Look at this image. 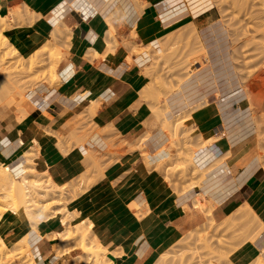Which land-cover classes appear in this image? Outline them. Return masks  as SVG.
Here are the masks:
<instances>
[{"label": "crops", "instance_id": "obj_1", "mask_svg": "<svg viewBox=\"0 0 264 264\" xmlns=\"http://www.w3.org/2000/svg\"><path fill=\"white\" fill-rule=\"evenodd\" d=\"M25 6L30 9L29 13L37 17L32 31L49 37L57 28H68L72 31V47L59 73L58 65L55 69L62 82L56 87L41 85L29 91L24 105V112H27L22 120L19 119L20 113H16L18 109L15 105L0 110V162L7 164L9 170L13 168L14 174L18 175L27 160L25 153L34 149L37 170L49 173L59 184L83 173L82 162L87 148L95 149L97 146L104 151L108 147L109 136L95 135L83 146H75L67 153L59 148V137L75 133L79 115L93 109L92 122L99 130H112L128 142H133L148 129L155 132L151 103L142 97L143 90L150 83L141 71L148 63L146 57H136L121 46L110 54L106 68L96 65L95 53L101 56L108 54L107 41L110 37H107L109 25L106 17L119 9L129 29L137 26L140 32L146 31L148 37L172 31L179 21L192 24L201 32L204 27L219 20L215 8L195 9L192 0H0V15H8L11 9ZM119 43H122L121 39ZM239 90L221 97L230 98L226 104L215 100L209 103L208 108L195 113L201 127L208 130L222 127L217 133L220 141L212 150L202 152L208 157L207 162L201 165L208 169L216 162L224 161V164L211 167L201 183L203 186L196 185L187 194L176 197V208L163 212L155 209L157 204L140 219L127 217L129 227H125V211L136 199L112 201L103 206L105 210L98 213L94 222L98 225L95 232L98 239L109 251L108 261L114 264H153L163 246L180 233L205 223L204 209L211 213L210 218L214 222L223 223L240 210L250 207L264 225V170L257 160V145L253 136L250 137L246 131L251 124L243 121L252 114L249 105L244 104L246 97L241 98L245 94L231 99L239 94ZM175 96L163 101L168 106V118L178 112L173 103ZM137 158L136 152H128L111 164L104 172L102 184L121 179L132 170ZM142 192L143 189H139L136 195L141 197ZM197 196L202 204L204 202L205 208L195 206ZM186 205L190 210L184 212L182 210ZM109 208H112L111 211L122 208L125 214H111ZM0 229L11 239L26 235L17 227L6 229L1 226ZM10 231L13 233L11 236ZM62 231L61 225L50 219L41 224L39 232L36 231L38 234H31L29 244L36 262L63 264L62 258L67 255L58 257L55 246L59 240L54 236ZM260 256L264 257V229L255 241L242 244L231 258L237 264H248Z\"/></svg>", "mask_w": 264, "mask_h": 264}, {"label": "rangeland", "instance_id": "obj_2", "mask_svg": "<svg viewBox=\"0 0 264 264\" xmlns=\"http://www.w3.org/2000/svg\"><path fill=\"white\" fill-rule=\"evenodd\" d=\"M192 3L195 9L207 10L211 7L215 8L219 19L224 21L230 31L234 61L241 76L242 85V88L238 91L239 94L231 99H236L241 94H245L241 98L246 97L244 104L249 105L252 114L243 121L251 124L246 131L249 132L250 137L253 136V140L257 145V160L264 170V92L262 91V87L264 89V0H192ZM13 9H18L16 19L12 14ZM13 9L7 15L15 26V29L13 28L12 30L17 29L23 33L24 37L30 38V30L37 17L34 13H29L30 9L26 6ZM106 21L109 25L107 37L108 39L110 37V41H107L108 54L101 56L95 53V55H99V57L93 56L97 58L96 65L102 69L106 68L110 54H113L121 46L126 47L136 57H146L148 63L141 71L149 79L150 83L143 90L142 97L151 103L155 132L152 133L148 129L133 142H128L123 136L112 130L105 132L99 130L92 122L94 111L91 108L92 110L89 113H83L77 117V129L74 134L67 137H59V148L66 153L75 146H83L95 135L109 136L108 147L104 151L97 146L95 149L87 148L82 162L85 168L83 173L64 184L55 182L49 173H40L35 168L36 151L34 149L30 150L31 154L34 151V158H32L30 166L34 167L38 175L36 174L37 178H35V175H30L29 181L35 178L37 181L40 180L38 182L45 183L46 187L47 184H50L52 191L55 193L54 196L40 200L43 197L39 195V192H35L39 199H37L38 205L36 209L40 210L43 215V223L41 224L47 223L50 219H55L60 225H65L66 231L64 234L71 238V240L65 242H62V238H60L58 239L59 244L55 246L58 257L67 255L62 258L64 259L63 264H111V261L109 262L107 259L108 249L95 233L98 225L94 220H96L99 212L105 210L104 205H109L112 201L115 202L117 200L129 202L132 198L136 199L125 211V227H129L127 217L130 219V216H133L136 219H140L141 216L148 213L157 204L158 207L156 206L157 208L155 207V209L163 212L173 207L176 208L174 206L176 197H182L193 190L196 185H200L205 178V173L212 167L211 165L206 169L207 172L202 167L201 164L204 161L206 163V158L208 157L204 156V154L202 155V152L212 150L213 146L220 141L217 133L222 130V127H218L217 130H208L201 127L198 124L195 113L198 110L208 108L209 103H214L215 100L217 103L223 104L230 100V98L227 100L226 98H219L218 94H214L215 90H210L211 92L209 91L206 101L204 97H201V102L196 103L197 105H191L185 115L178 118L172 116L169 118L170 123L165 122L168 106L166 103L163 104V101L178 92V84L181 80H186L199 73V70H195L199 65L194 63L197 61V57H199L203 47V39L200 32L192 24L186 25L187 23L179 21L178 25L175 24L172 31L157 37H148L147 32H140L137 26L129 29L125 16L119 9L107 16ZM63 31L66 37H70V40L67 42L63 39V42L65 41L66 43L61 42V45H58L62 52L61 58L65 55L57 66L58 73L61 64L68 58L72 45V31L68 28ZM34 32L31 30L32 37L30 39L35 37ZM0 35L4 39L6 38L2 31H0ZM49 37H51V34ZM120 39L122 43H119ZM140 42L141 44L138 45ZM10 44L9 47L1 46L2 49L0 51V80L3 81L0 84V98L3 99L0 102V110L12 106V103L9 102L10 98H4L7 93H9V97L14 99L15 104L19 103L24 96L25 99H23L25 101L23 102L22 100V104H17L19 106L22 105L23 109L17 108L21 115L19 119H22L24 115L21 112L25 113L24 105L27 102V93L29 91L35 90L41 85L56 87L61 81L60 78L52 81L50 75V69L55 59L54 50L50 49L44 52L41 55V60H43L41 65L29 71V57L36 54L37 50L30 49L23 42L21 44L11 42ZM16 50L24 58L19 57L20 55L17 56L15 54ZM12 55L15 57L12 58ZM202 59L204 61L206 57ZM205 63H207V59ZM18 91H21V96L18 95ZM145 139L147 140L145 141ZM128 152H136L138 154L132 170L113 183L102 184L107 167ZM33 154L31 157H33ZM27 161L28 159L23 170L18 175L14 174L13 168L10 170L16 178H19L21 173L28 167ZM190 163L195 168L199 165L203 171L205 170V175L203 172L202 174L195 172L196 169ZM222 164H224V161L219 162L218 166ZM0 165L2 169L7 166V164L2 162H0ZM187 168L190 170L187 171ZM49 178L57 186L51 184L48 181L50 180ZM2 186L4 184L0 178V200H6L8 191ZM139 189H143L141 197L136 195V191ZM187 190L189 191L186 192ZM54 208L56 212L52 211ZM250 209L253 213L250 212L248 215V217L250 216L249 222L243 219L247 215L240 216L242 219L238 216V213L242 211L240 210L223 223L214 222L210 218L211 213L204 210L207 218L205 223L190 229L186 233L185 231L180 233L167 245L163 246L157 253V259H155L153 264H237L232 260L231 255L245 242L255 241L253 237L257 236V233L263 231L262 228H264L253 209ZM111 210L112 208L108 209L111 214L114 213L116 215L118 214L117 212L121 215L125 214V212H122V208L113 209L114 212ZM189 210V206L186 205L182 211ZM0 215L2 216H0V227L2 226L6 229L17 227V230H22L26 234L23 238L13 240L7 238L0 229V236L10 250L12 249L11 251L16 247L18 248L17 243L20 244L24 238H27L29 244L31 234L37 233L36 231L39 232L41 224L38 225V229L35 231L28 232L29 227L27 229L25 226L22 213L16 216L11 211H6L3 215ZM8 220L14 222L9 224ZM61 228L64 230L62 225ZM9 234V236L13 235L12 231ZM84 238L87 239L88 246L101 247L99 248L101 253H105L100 254L102 258L99 257L98 260L93 254L83 253ZM12 247L15 248L13 249ZM74 249H76L75 252L70 254ZM10 254L9 252L7 256ZM31 256V259H29L30 264H36L33 254ZM260 257L253 259L248 264H256L257 260L260 259L264 261V257ZM3 258H5V255L0 253V264H25L27 259L6 262V259L4 260Z\"/></svg>", "mask_w": 264, "mask_h": 264}, {"label": "bare ground", "instance_id": "obj_3", "mask_svg": "<svg viewBox=\"0 0 264 264\" xmlns=\"http://www.w3.org/2000/svg\"><path fill=\"white\" fill-rule=\"evenodd\" d=\"M89 1L93 2L94 0H89ZM83 5H84V3H83ZM12 14L15 16V19H16L17 14H18V9H13ZM13 28L15 29V26L9 20V17H7V15H5V16L0 15V31H2L6 35L5 39L3 37H1V35H0V51L2 49L1 46H8L9 47L11 45L10 44L11 42L19 43V44H21L23 42L30 49H34L35 51L37 50L36 54L31 55L29 57L30 59H29L28 70L32 71L41 65V63L43 61V60H41V55L44 52L49 51L50 49L54 50L55 59H54L53 66L50 69V75H51L52 81L55 79H58L59 77L57 76L55 69H56V66L59 64L60 60L63 59V56L65 57V55H63L65 53L64 52L62 54L63 56L61 58L62 52L60 50L61 48H59L58 45H61V42H63V39L68 42L70 40V37H68V36L66 37L64 35V31L60 28H57L51 33V37L43 38L40 34L34 32L35 37L30 39V38H26V36L24 37L22 35L23 33L18 31L17 29L12 30ZM200 33H201V36L203 39V47L200 51L199 57H197V61L194 63V64L199 65V67L197 69H195V70H199V73H197L193 77L190 75L191 78L189 77L186 80H181L180 83L178 84L179 85V88L177 86L178 92L175 94L176 96L174 97V100H173L174 106L177 107L178 112H176V113L173 112L174 114L172 116H174V118H176V117L178 118L179 116L185 115V113L188 112L187 109L191 105H193V103H195L197 100H201V97H204V100L206 101V99H207L206 97H207L210 90L211 91L215 90L216 95L218 94L217 96L221 98V97H227L228 95H230V94H232V93H234L237 90L242 88L241 81H240L241 76L239 75V72L237 71L238 69L236 68V64L234 61L235 59L233 56V46H232V42H231L230 31H229L228 27L225 25L224 21L221 19L214 21L211 24H209L208 26L204 27ZM63 43H66V42L64 41ZM15 54H17V56L20 55L19 57L24 58L18 50H16ZM95 56L99 57V55H97V54ZM11 57L14 58L15 56L12 55ZM203 57H206L207 63H205L206 59L203 61V59H202ZM0 66H1V62H0ZM1 83H3L2 80H0V84ZM17 90H18V88H17ZM206 91H208V92H206ZM18 92H19L18 95L21 96L22 95L21 91H18ZM223 94H225V95L223 96ZM168 96H170V95H168ZM7 97L10 98L9 102L12 103L11 105H14L15 101L13 98L9 97V93H7L4 98H7ZM23 98H24V96H23ZM23 98H21V101L19 100L20 104H22L25 101L24 100L25 98L24 99ZM2 100L3 99L0 98V102ZM22 100H23V102H22ZM19 103H17V104H19ZM17 104H15V105L19 106ZM11 105H9V106H11ZM21 106L22 105H20L17 108H22ZM17 112L18 111H16V113ZM25 112H27V111H25ZM21 113H22V115L25 114L23 112H21ZM165 122L170 123V119L167 116L165 117ZM167 130H169V129H167ZM238 135H240V134H238ZM146 140L147 139H145V141ZM205 146H207V145H205ZM64 151H66V150H64ZM33 153H34V151H33ZM32 154L30 153V151L25 153V156L28 159V161H27L28 167L25 169V171H23L21 173V176L19 178H16L11 173L8 165L5 166L3 169L0 168L1 169L0 170V178L3 180L4 186H6V187H4V186H2V187L8 191V194L6 195V198H5L6 200H0V205H1L0 214L3 215L4 212L11 211V213L13 215L19 216L20 213H22L24 216L23 221L25 223V226L27 227V229L29 227V229H28L29 233L31 231H35L36 229H38V225L43 223V220H42L43 215L41 214L40 210L36 209L37 205H38L37 202L39 199L37 198L35 192H39V195H41L43 197L40 200L55 195V193L52 191V188H51L52 186H50V184H47V187H46L45 183H43V182L40 183V182H38L40 180L37 181L35 179V178H37L36 174L38 172L34 169V167L30 166V163L32 162V158H34V154H33V157H31ZM217 161H219V160H217ZM202 162H203V160H202ZM191 165H193V164H191ZM217 165H218V162L216 164L212 165V167L213 166L215 167ZM192 167L195 168L194 165ZM35 168H36V166H35ZM190 168H191V166H190ZM195 169H196L195 172H198L201 174H202V172L204 174V171L206 170L205 169L203 171V169L200 168L199 165ZM211 169L212 168L209 169V172L211 171ZM189 170L187 168V171H189ZM206 172H207V170H206ZM201 174H199V175H201ZM205 174H207V173H205ZM30 175H35L34 180L29 181L28 178ZM31 178H33V177H31ZM49 179L50 180H48V181H50L51 184H53L54 186H57L53 183L51 178H49ZM201 186H203V185H201ZM192 189H193V187H192ZM188 191L189 190H187L186 192H188ZM33 193H35V194H33ZM183 194H181V195H183ZM203 204H204V202H203ZM203 204L201 203V201H199V196H197V198L195 199V206L197 205L196 207H198V206L204 207ZM204 210H206V209H204ZM52 211L56 212V209L54 208V209H52ZM250 212H252L251 209L249 207H247L246 209L239 212L238 216L243 217V216L247 215V217H248ZM245 217L243 218L244 221L249 222L250 216L248 217V219H247V217L246 218ZM61 225L64 227V230L62 232L55 234L54 236L57 237L58 239L62 238V242L71 240L70 237H68L67 235L64 234L66 231L65 225L64 224H61ZM263 229L264 228H262V230ZM257 232H259V231H257ZM261 232L262 231H260L259 233H261ZM259 233H257V236L253 237L254 240H256L260 236ZM51 239H54V238H51ZM22 242H23V244H21ZM53 242H55V241H53ZM21 243L20 244L17 243L18 248L12 247L13 249L14 248L15 249L13 251H11L12 249L10 250L8 245L5 243L3 238L0 236V253H3V255H5V258H3V259L4 260L6 259V262L18 261L21 259L25 260V258H27L25 260L26 263H25V261H24V263L30 264L29 259H31L30 256L32 255V251H31V248L28 244L27 238L22 239ZM26 245H27V247L25 248ZM99 248H101V247H98V246L96 247L95 245L94 246H88L87 239H85V238L83 239V245H82L83 253L89 254V255L93 254L98 259L99 257H101L100 254L101 255L105 254L103 252L101 253V250ZM9 252L11 254L7 256V254ZM27 260L29 261V263ZM263 262L264 261L262 259H260V260H257L256 264H264ZM36 264H40V263L36 262ZM111 264H114V263L111 262Z\"/></svg>", "mask_w": 264, "mask_h": 264}]
</instances>
